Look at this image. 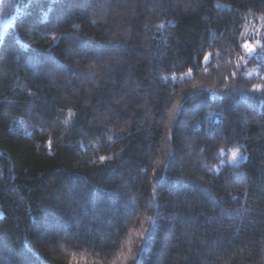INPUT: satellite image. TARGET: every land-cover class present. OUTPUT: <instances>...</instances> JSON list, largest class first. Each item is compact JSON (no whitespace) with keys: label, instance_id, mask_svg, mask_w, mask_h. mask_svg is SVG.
I'll list each match as a JSON object with an SVG mask.
<instances>
[{"label":"trees","instance_id":"16d2710c","mask_svg":"<svg viewBox=\"0 0 264 264\" xmlns=\"http://www.w3.org/2000/svg\"><path fill=\"white\" fill-rule=\"evenodd\" d=\"M0 12V264H264V0Z\"/></svg>","mask_w":264,"mask_h":264},{"label":"rangeland","instance_id":"374dc122","mask_svg":"<svg viewBox=\"0 0 264 264\" xmlns=\"http://www.w3.org/2000/svg\"><path fill=\"white\" fill-rule=\"evenodd\" d=\"M3 1L4 0H0V5L3 3ZM5 16H6L5 13L3 15V13L0 12V37L2 36L4 30L6 29L7 25L9 24V22L12 19V15H10V17H8L7 19ZM0 215H1V213H0Z\"/></svg>","mask_w":264,"mask_h":264},{"label":"snow or ice","instance_id":"6c2138e0","mask_svg":"<svg viewBox=\"0 0 264 264\" xmlns=\"http://www.w3.org/2000/svg\"><path fill=\"white\" fill-rule=\"evenodd\" d=\"M244 47L247 49V51H248L249 53H251V52L253 51V47H252V45H250V44H245ZM101 159H103V157H102Z\"/></svg>","mask_w":264,"mask_h":264}]
</instances>
